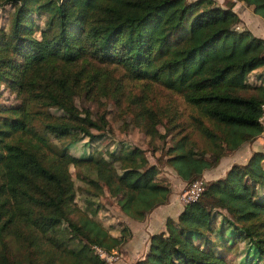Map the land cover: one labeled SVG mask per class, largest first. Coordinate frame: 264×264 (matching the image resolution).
Returning <instances> with one entry per match:
<instances>
[{
	"label": "trees",
	"instance_id": "1",
	"mask_svg": "<svg viewBox=\"0 0 264 264\" xmlns=\"http://www.w3.org/2000/svg\"><path fill=\"white\" fill-rule=\"evenodd\" d=\"M237 1L264 19V0ZM234 5L0 0V15L9 13L8 25L0 22V87L13 90L18 99L0 101V264H107L94 247L109 252L125 243V223L112 221L107 227L77 205L72 167L83 169L86 193L97 198L107 192L133 220L168 202L171 189L158 177L157 166L137 167V148L117 143L107 157L95 151L79 157L45 142L48 132L58 139L72 134L92 142L102 138L108 128L105 114L94 119L73 98L108 92V66L177 92L195 109L192 119L211 147L200 152L183 134L173 137L165 152V163L183 182L201 178L263 132L264 73L254 81L247 77L264 68V39L239 26ZM141 117L146 135L167 137L170 129L158 132L161 121L153 108L145 105ZM93 205L89 201L86 207ZM238 241L251 244L264 264L261 150L206 182L196 200L151 235L148 251L135 264H235L225 250Z\"/></svg>",
	"mask_w": 264,
	"mask_h": 264
},
{
	"label": "rangeland",
	"instance_id": "2",
	"mask_svg": "<svg viewBox=\"0 0 264 264\" xmlns=\"http://www.w3.org/2000/svg\"><path fill=\"white\" fill-rule=\"evenodd\" d=\"M215 1L221 6L218 0ZM222 2L228 5L231 2L236 4L238 1L223 0ZM8 14V12H5L0 15L1 23L8 25ZM239 26L244 27L242 22ZM106 69V75L108 76L106 88L108 92L104 94L99 93L94 99H87L84 96L80 97L78 95L73 98V102L77 108L79 110L84 108L89 109L94 119L98 118L101 114H105L108 128H106L107 130L102 138L92 142L88 138L78 134H72L58 139L52 133L48 132L44 135L45 142L55 150H58V152L67 149L71 154L79 157H85L94 151L99 156L107 157L108 152L112 151L117 143H123L128 147L137 148L140 160L137 167L141 169L148 164H155L160 180H163L167 185H171V192L176 194L179 202L184 205L186 202L183 197L192 182L190 184L183 182L177 176L174 169L165 163L167 158L165 152L172 144L173 137L176 136L177 138L183 134H189L191 136V139L200 152L211 147L209 141L200 134L192 119V115L195 114V109L177 92L166 89L161 85L132 80L121 67L108 66ZM260 73L263 75L264 68L254 69L249 73L247 79L254 81L253 79H255L256 74ZM0 91L3 92L0 101L7 104L18 103V99L13 90L10 92L2 85ZM145 105L153 108L154 112L158 113V119L161 122L156 123V128L160 134H164L166 133V129H170L169 134H167L164 140L145 134L144 121H142L143 118L141 117ZM53 112L57 115L62 114L58 109H53ZM170 118H172L170 120L171 122H169ZM205 123L208 126H212L208 121ZM93 132L96 133V131ZM261 146L264 147V143ZM244 156L246 158L242 150L234 151L230 155L223 157L216 167L206 170L200 179L206 184L208 181L223 177L230 168L223 166V163L226 161L233 162V160V164L243 162L244 159L242 157ZM82 170L79 168H70L72 179L76 185V190L71 194L75 196V200L80 209H87L89 214H96L97 219L104 223L105 226L112 227L109 223L112 221L116 222V219L120 216L116 199L109 196L107 192L99 193L97 198L91 196L92 194L86 193L87 185L80 179ZM89 201L94 205L88 209L86 206H88ZM220 220L222 221V218ZM229 231L230 229L228 227L222 231L225 234V239L228 238ZM214 247L217 248L218 246L215 245ZM119 249H113L109 252L104 250L106 255L102 258L108 260L114 258L112 264H115L120 259ZM225 251L227 252V259L235 264H248L249 262L251 264H260L261 262V258L257 256L254 247L247 241H238L233 244L231 249Z\"/></svg>",
	"mask_w": 264,
	"mask_h": 264
},
{
	"label": "crops",
	"instance_id": "3",
	"mask_svg": "<svg viewBox=\"0 0 264 264\" xmlns=\"http://www.w3.org/2000/svg\"><path fill=\"white\" fill-rule=\"evenodd\" d=\"M218 1L222 7H226V4L222 2L223 0ZM233 10L238 14L245 28L264 39V19L253 12V7L237 2ZM263 143L264 133H261L250 144H243L238 150H242L246 158L245 156L242 157L243 162H237V164H244L253 151H264V147H260ZM233 163L234 160L233 162L226 161L222 165L229 168ZM168 187L170 188L171 185H168ZM182 209L183 205L179 202L178 196L171 192L168 202L156 207L143 220H133L120 212V216L116 220L125 223L129 234L125 243L118 250L120 259L115 264H135L136 261L143 259L149 249L151 235L160 232L164 228L166 219L168 217L176 218Z\"/></svg>",
	"mask_w": 264,
	"mask_h": 264
},
{
	"label": "built area",
	"instance_id": "4",
	"mask_svg": "<svg viewBox=\"0 0 264 264\" xmlns=\"http://www.w3.org/2000/svg\"><path fill=\"white\" fill-rule=\"evenodd\" d=\"M259 121L263 128L262 133H264V105L262 106V115L259 118ZM204 187H205V184L200 178L194 180L188 187L187 191L185 192V195L183 197L184 201L187 203V202L196 200L200 196L202 191L204 190ZM94 251L101 257H104L106 255V252L101 248L94 247ZM113 260L114 258H110L109 260L105 259L107 264H112Z\"/></svg>",
	"mask_w": 264,
	"mask_h": 264
}]
</instances>
